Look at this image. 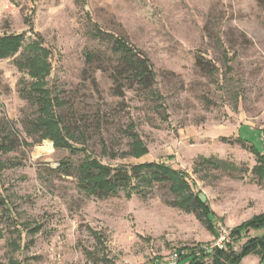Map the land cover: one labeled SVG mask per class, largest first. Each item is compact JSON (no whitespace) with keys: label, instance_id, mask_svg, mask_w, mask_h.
<instances>
[{"label":"rangeland","instance_id":"obj_1","mask_svg":"<svg viewBox=\"0 0 264 264\" xmlns=\"http://www.w3.org/2000/svg\"><path fill=\"white\" fill-rule=\"evenodd\" d=\"M91 22L147 54L165 112L135 84L118 92L111 78L117 58L91 36ZM11 33L22 38L16 51L0 56V124L11 148L0 151L6 163L0 166V264H164L174 250L193 252L213 242L205 222L177 208L181 196L169 189L170 180L146 185L161 170L134 173L138 163L184 170L217 226L230 229L258 213L255 204L264 205V162L249 148L264 155V0H0V35ZM34 41L49 51V71L36 82L63 100L59 111L71 143L103 165L127 166L135 188L85 194L76 171L83 153L56 149L48 139L33 143L40 134L31 124L37 106L21 92L35 81L26 71ZM87 51L102 52L110 69L91 73ZM131 121L148 153L103 154L100 137L109 151L128 150L122 130ZM202 156L232 167L197 165ZM62 160L70 164L67 173ZM257 236L264 228L248 229L238 240L233 235V251ZM240 264L264 261L248 254Z\"/></svg>","mask_w":264,"mask_h":264},{"label":"trees","instance_id":"obj_2","mask_svg":"<svg viewBox=\"0 0 264 264\" xmlns=\"http://www.w3.org/2000/svg\"><path fill=\"white\" fill-rule=\"evenodd\" d=\"M91 36L100 42H105L110 45V50L115 54L118 63L111 66V78L118 87V92L121 94V87L136 85L139 89L146 92L150 98L155 102L157 109L166 111L164 104V97L162 96L159 88L157 87L156 74L153 69V64L147 54L133 43L128 41L124 36L114 34L111 31H105L100 28L96 22L90 24ZM21 33H11L0 35V56L3 57L16 51L21 42ZM37 43V44H36ZM36 45L32 50H27L26 54L29 58L27 73L35 79L28 91L24 90L21 95L31 101L37 106V116L31 124L34 128L40 132L38 139L34 140V144H39L44 139L50 140L54 148L56 149H67L71 153H83L82 160L76 167L78 173L77 185L79 189L85 194H92L95 197H105L108 195H114L118 193L119 187L135 188L130 184L131 177H127V166L120 164L118 167H110L103 165L100 160L92 156L88 149L82 145L75 147L70 138L72 136L69 125L66 123L64 116L59 111V108L63 106V100L58 98L57 95H53L52 91L46 86H40L36 80L40 79L49 71V63L45 58L49 51L40 45V41L33 42ZM102 52L87 51L85 54V62L89 67L91 73L97 70H109L104 65L106 60L103 59ZM200 66H204L207 70L212 69L209 64H203L198 61ZM45 85V83H44ZM31 129L28 135L33 134ZM126 136L130 139L128 143V150L124 152H113L109 151L107 144L100 137V143L102 146L101 152L109 155L111 158L121 155H132V157L139 158L145 153H148V149L141 139L139 133L136 130L134 123L129 122L126 127L122 130ZM4 130L0 124V151L10 150V134ZM250 151L253 152L258 160L264 162V155L257 152L250 145ZM6 163L0 162V166H5ZM197 165H208L211 167H230L231 163H226L223 159L215 157H200ZM60 169L64 172H68L70 164L66 160H62L59 163ZM131 167V166H130ZM232 167V166H231ZM134 173H139V169H144V173L148 174L151 169L155 168L156 171L161 170V173L153 172L149 179H145L147 186H152V179L163 182L164 180H170L171 184L169 189L176 194L181 196L179 202H176L177 208L184 209L187 212H194L195 216L205 222L207 229L214 233V237L217 236V225L214 224L216 215L206 200V197L200 190L196 188V184L188 174L181 169H173L167 163L164 162H145L134 164ZM259 169L258 167H256ZM254 170H256L254 168ZM112 171V173H111ZM140 171V170H139ZM149 171V172H148ZM264 174V169H261ZM143 173V174H144ZM112 175V176H111ZM149 182V183H148ZM128 185V186H127ZM181 189L187 191L186 194L181 192ZM130 196V193H128ZM4 199L0 194V206L4 203ZM1 210H6L2 208ZM260 229L264 228V212L255 214L250 218L242 221L238 225L229 229V240L224 244L222 248L212 247L211 243L198 244L197 249L193 252L180 253L178 250V263L177 264H240L243 257L248 254H256L261 260H264V236L249 237L247 241L242 245L239 251H233L230 240L233 235L236 239H240L243 233L248 229ZM13 242V241H12ZM16 243L15 241L13 242ZM13 244V245H14ZM17 244V243H16ZM17 249L19 244H17ZM208 259L209 261L206 262ZM11 264H21L19 261L11 260Z\"/></svg>","mask_w":264,"mask_h":264},{"label":"built area","instance_id":"obj_3","mask_svg":"<svg viewBox=\"0 0 264 264\" xmlns=\"http://www.w3.org/2000/svg\"><path fill=\"white\" fill-rule=\"evenodd\" d=\"M217 236L215 237V240L211 242V246L222 248L224 244L229 240V229L218 225L217 226ZM165 264H177L178 263V252L172 251L169 256L165 259ZM147 264H159L157 261L150 262Z\"/></svg>","mask_w":264,"mask_h":264},{"label":"crops","instance_id":"obj_4","mask_svg":"<svg viewBox=\"0 0 264 264\" xmlns=\"http://www.w3.org/2000/svg\"><path fill=\"white\" fill-rule=\"evenodd\" d=\"M255 205L259 208L258 213H255V214H259V213L263 212V211H261V210H262V208H264V207H263L264 205L262 206L260 203H259V204H255ZM255 214H253V215H255ZM253 215H251V216H253ZM251 216H250V217H251ZM250 217H249V218H250ZM244 220H246V218L243 219V220H241L240 223H241L242 221H244ZM238 224H239V223H238ZM238 224H236V225H238ZM234 226H235V225H234ZM254 255H256V254H254ZM256 256L259 257L258 255H256ZM262 261H264V260H261L260 257H259V262H262ZM164 264H165V263H164Z\"/></svg>","mask_w":264,"mask_h":264}]
</instances>
